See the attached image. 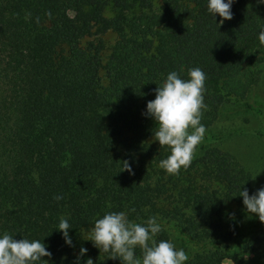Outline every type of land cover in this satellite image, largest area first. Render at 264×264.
Wrapping results in <instances>:
<instances>
[{
  "label": "trees",
  "instance_id": "16d2710c",
  "mask_svg": "<svg viewBox=\"0 0 264 264\" xmlns=\"http://www.w3.org/2000/svg\"><path fill=\"white\" fill-rule=\"evenodd\" d=\"M231 11L217 23L204 0H0V231L41 238L43 264H74L80 247V264H120L85 238L94 218L123 210L158 217L157 239L179 235L185 264H264V223L242 221L235 195L253 192V172L201 142L187 169L166 174L168 153L142 115L169 71L199 67L205 136L232 101L264 131V107L246 98L264 71V4L234 0ZM60 216L72 247L54 228Z\"/></svg>",
  "mask_w": 264,
  "mask_h": 264
},
{
  "label": "clouds",
  "instance_id": "9594fccd",
  "mask_svg": "<svg viewBox=\"0 0 264 264\" xmlns=\"http://www.w3.org/2000/svg\"><path fill=\"white\" fill-rule=\"evenodd\" d=\"M204 2L205 10L212 20L218 14L220 19L217 23L232 18L231 5L234 0ZM257 3L264 4V0H257ZM257 40L258 48H264V26L258 29ZM205 79V73L199 67L189 68L187 78H182L177 71H169L153 89L154 98L145 103L142 115L150 117L155 124L152 137L168 153L158 161V167L166 174L176 175L182 168L187 169L204 138L206 129L200 121L202 110L207 107L203 96ZM120 161L121 169L131 173L128 159ZM235 195L241 198L249 217L255 215L264 223V186L251 194L246 187L240 186ZM54 199L60 200L62 196L57 195ZM71 227L65 216L58 217L54 227L69 247H72L69 235ZM162 230V224L156 216L137 221L129 219L128 213L123 210L106 211L93 219L85 239L91 241L99 252L107 253L106 257L119 259L120 264H185L189 257L183 248L176 247L171 239H157ZM86 251L84 247L79 248L74 264H80L79 257ZM50 256L41 238L21 236L20 239H13V233L0 231V264H43L46 260L42 257ZM87 264H93L91 258Z\"/></svg>",
  "mask_w": 264,
  "mask_h": 264
},
{
  "label": "rangeland",
  "instance_id": "374dc122",
  "mask_svg": "<svg viewBox=\"0 0 264 264\" xmlns=\"http://www.w3.org/2000/svg\"><path fill=\"white\" fill-rule=\"evenodd\" d=\"M104 38L108 46L112 43L114 34L107 32ZM246 98L247 101L264 107V71H261L258 82L250 89ZM154 127L153 123L151 138H153ZM202 142L212 143L235 153L239 160L253 172V191L264 186V131L259 118L242 103L237 101L225 103ZM254 216L249 217L244 211L241 220L246 222ZM171 240L176 247L183 248L187 253L186 243L179 235L173 233Z\"/></svg>",
  "mask_w": 264,
  "mask_h": 264
}]
</instances>
